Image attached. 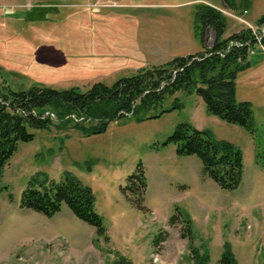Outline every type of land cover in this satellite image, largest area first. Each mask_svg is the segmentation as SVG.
Listing matches in <instances>:
<instances>
[{
	"label": "rangeland",
	"instance_id": "rangeland-1",
	"mask_svg": "<svg viewBox=\"0 0 264 264\" xmlns=\"http://www.w3.org/2000/svg\"><path fill=\"white\" fill-rule=\"evenodd\" d=\"M231 1L234 5L222 0H0V87L87 89L202 52L195 24L203 5L226 16L224 37L248 28L261 35L257 23L264 0ZM205 35L206 46L212 45L214 31ZM106 36L112 43L104 41ZM100 54L104 59L96 58ZM249 61L237 73L235 96L250 104L251 129L209 112L196 88L165 95L150 112L155 117H123L102 133L85 135L55 116L50 128L34 129L35 138L19 144L4 170L0 264H122L124 257L133 264H198L201 258L221 264L227 242L237 264H264L260 40L250 48ZM184 122L242 149L239 187L222 188L204 172L199 157L177 153L168 139ZM140 163L148 187L138 205L133 177ZM67 172L92 188L104 234L66 204L51 217L21 206L31 178L60 181ZM184 218L191 219V231Z\"/></svg>",
	"mask_w": 264,
	"mask_h": 264
},
{
	"label": "trees",
	"instance_id": "trees-1",
	"mask_svg": "<svg viewBox=\"0 0 264 264\" xmlns=\"http://www.w3.org/2000/svg\"><path fill=\"white\" fill-rule=\"evenodd\" d=\"M224 5L234 3L222 0ZM195 24L202 36L205 50L187 56H178L165 64L140 68L131 76L121 77L112 84L103 81L83 89L72 86L65 89L32 86L26 90L0 87V193L4 170L21 142L35 138L34 129L50 128L57 117L61 123H72L85 135L102 133L110 123L123 117L138 120L155 117L150 112L162 102L165 95L178 90L197 89L209 112L223 120L251 129L252 110L248 102H238L235 96L236 76L251 65L249 51L258 42V33L248 28L229 37L226 16L217 8L200 7ZM259 33L264 28V16L257 23ZM214 31V42L206 46L205 30ZM264 43V34L262 35ZM168 142L181 155L199 157L204 172L224 189L240 186L244 175V154L235 143L217 137L207 128L192 123L178 124ZM141 200L148 187L145 167L140 163L133 177ZM66 204L82 221L105 233L100 215L95 211V194L90 186L76 175L67 172L60 181L31 178L21 194V206L51 217ZM171 217V221L176 219ZM185 228L191 231L192 221L184 218ZM197 256L199 257L198 253ZM201 258L198 264H205ZM122 264H133L122 258ZM221 264H237L227 242Z\"/></svg>",
	"mask_w": 264,
	"mask_h": 264
},
{
	"label": "crops",
	"instance_id": "crops-1",
	"mask_svg": "<svg viewBox=\"0 0 264 264\" xmlns=\"http://www.w3.org/2000/svg\"><path fill=\"white\" fill-rule=\"evenodd\" d=\"M109 38H111V37H104V41H106V42H110V43H112V40H110ZM105 47H109V46H105ZM106 52V51H105ZM105 55H108V54H105ZM89 56V58H91V57H93V56H95V55H88ZM45 57H47L46 55H45ZM113 57H117V56H113ZM84 58H88L87 56H84ZM96 58H98V59H104V57H103V55H96ZM109 58H112V56H110ZM55 65H62L61 63L59 64V63H54ZM110 72H113V70L112 71H110Z\"/></svg>",
	"mask_w": 264,
	"mask_h": 264
},
{
	"label": "built area",
	"instance_id": "built-area-1",
	"mask_svg": "<svg viewBox=\"0 0 264 264\" xmlns=\"http://www.w3.org/2000/svg\"><path fill=\"white\" fill-rule=\"evenodd\" d=\"M262 30H263V31H262ZM262 30H261L262 34H261V35L258 34V40H260L261 42H262V40H261V39H262V35L264 34V28H263ZM254 32H257V30H256V31L254 30ZM257 33H258V32H257ZM259 36H260V37H259Z\"/></svg>",
	"mask_w": 264,
	"mask_h": 264
}]
</instances>
